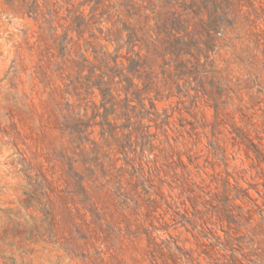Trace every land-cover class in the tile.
I'll list each match as a JSON object with an SVG mask.
<instances>
[{
	"label": "rangeland",
	"instance_id": "1",
	"mask_svg": "<svg viewBox=\"0 0 264 264\" xmlns=\"http://www.w3.org/2000/svg\"><path fill=\"white\" fill-rule=\"evenodd\" d=\"M0 264H264V0H0Z\"/></svg>",
	"mask_w": 264,
	"mask_h": 264
},
{
	"label": "trees",
	"instance_id": "2",
	"mask_svg": "<svg viewBox=\"0 0 264 264\" xmlns=\"http://www.w3.org/2000/svg\"><path fill=\"white\" fill-rule=\"evenodd\" d=\"M213 26V25H212ZM219 24L218 23H214V27H212L214 30H218V28H219ZM210 28H211V26H210ZM209 36L210 37H212L210 34H209ZM176 39V41H175V43H173L172 45H171V50L176 54V55H179V54H181V52H188V46H189V44L184 40V38H182V37H176L175 38ZM212 39V38H211ZM133 62H134V60H133ZM183 63H181V66H183L182 65ZM109 74L108 73H106L105 72V76H108ZM103 77V76H102ZM104 79V77L103 78H101V80H103ZM125 79L126 80H128L129 81V77H127V76H125ZM103 84H105V87L103 88V89H101V91L103 92V97H104V99H106L107 98V96L109 95V87H107V81H103ZM99 86H101V85H99Z\"/></svg>",
	"mask_w": 264,
	"mask_h": 264
}]
</instances>
